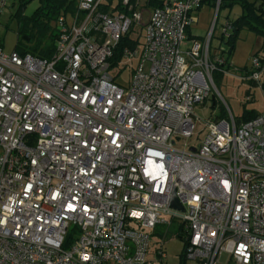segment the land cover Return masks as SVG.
Wrapping results in <instances>:
<instances>
[{
  "label": "built area",
  "instance_id": "2783aa9c",
  "mask_svg": "<svg viewBox=\"0 0 264 264\" xmlns=\"http://www.w3.org/2000/svg\"><path fill=\"white\" fill-rule=\"evenodd\" d=\"M117 1L77 0L58 16L49 59L0 47V264H152L151 235L174 226L183 264H264V112L228 114L204 124L198 147L175 148L194 136L213 74L233 68L225 45L210 53L220 0L205 40L187 36L202 0ZM138 28L121 87L110 60ZM242 72L262 87L264 54Z\"/></svg>",
  "mask_w": 264,
  "mask_h": 264
},
{
  "label": "rangeland",
  "instance_id": "374dc122",
  "mask_svg": "<svg viewBox=\"0 0 264 264\" xmlns=\"http://www.w3.org/2000/svg\"><path fill=\"white\" fill-rule=\"evenodd\" d=\"M147 0H140V6L145 8ZM19 5V0H0V45L5 53H11L15 50L17 37V22L12 17ZM38 1L29 2L22 14L24 17H30L38 7ZM215 8L202 6L198 12L194 13L195 23L191 24L187 34L190 36L205 40L215 21ZM241 14V9L236 6L231 11L221 9L218 15L214 34L210 43L211 55L222 45L219 41L221 34V26L225 22H233ZM146 21V14L143 17V23ZM142 28H138L141 33ZM132 40L138 38L136 33H131ZM199 40V39H198ZM141 45L142 36H139ZM188 42L181 47L182 50L188 48ZM139 47V45L137 46ZM221 46L220 48H223ZM264 54V39L257 36L254 31L243 28L237 35L235 41L234 52L231 56V64L234 66L232 70L225 74L215 73L212 76L215 89L212 94L217 99L214 108H211V101L208 99L203 104L193 106V113L197 120L194 136L190 139H181L176 141L175 148L177 150H188L189 148L198 147L207 132L204 124L213 123L215 120L229 121L230 114L235 121L244 117L245 114L264 112V86L259 87L253 85L248 80H241L244 76L243 69L249 65V59L253 55ZM137 60H133L131 67L122 70L114 68L110 70V75L114 78L115 83L121 87H125L131 77V68H135ZM149 68L145 65V71ZM224 109V113L221 111ZM217 120V121H218ZM157 232L161 235L152 234L150 240V250L148 253V261L152 264H181L182 242L178 238L179 231L176 226L169 229V233L163 238L164 228H158ZM163 245L165 257L160 260L156 256V249Z\"/></svg>",
  "mask_w": 264,
  "mask_h": 264
},
{
  "label": "trees",
  "instance_id": "16d2710c",
  "mask_svg": "<svg viewBox=\"0 0 264 264\" xmlns=\"http://www.w3.org/2000/svg\"><path fill=\"white\" fill-rule=\"evenodd\" d=\"M31 1L34 0H19L18 8L12 15L17 22V37L14 51L18 52L21 56L30 55L38 59H49L54 51L57 37L55 33V21L58 16L73 12L76 8L77 0H36L39 4L38 7L30 17L26 18L23 16L22 12L25 6ZM112 1L113 0H108L109 5L112 4ZM121 1L122 0H118L115 2V10L122 11L120 7ZM216 1L217 0H202V4L203 6L215 8ZM162 2L163 0H147L145 8L148 10L158 8L162 5ZM236 6L241 9V14L236 20L230 23L231 34L228 40H224L221 37L219 38L221 44L225 45L227 48L224 57L225 66L228 69L231 56L234 52L235 41L240 30L248 28L254 31L257 36L264 39V2L257 6L254 0H220L216 23L221 9L231 11ZM136 34L138 38L135 40L131 39V34L121 37L110 60L111 69H122L121 67H117L121 60L122 52L125 49L133 50L139 45L140 33L137 32ZM209 100L211 101V108H214L217 103L214 96H211ZM221 109V113L223 114L224 109ZM256 116V113L245 114L244 117L236 122H246ZM181 261V264H183V260Z\"/></svg>",
  "mask_w": 264,
  "mask_h": 264
},
{
  "label": "water",
  "instance_id": "95a60500",
  "mask_svg": "<svg viewBox=\"0 0 264 264\" xmlns=\"http://www.w3.org/2000/svg\"><path fill=\"white\" fill-rule=\"evenodd\" d=\"M191 151H193V150L191 149ZM170 208L178 209L181 212L183 211L182 207L177 203L175 198H173L172 201L170 202Z\"/></svg>",
  "mask_w": 264,
  "mask_h": 264
},
{
  "label": "crops",
  "instance_id": "0c3cea01",
  "mask_svg": "<svg viewBox=\"0 0 264 264\" xmlns=\"http://www.w3.org/2000/svg\"><path fill=\"white\" fill-rule=\"evenodd\" d=\"M255 2H256V5L258 6L259 4H261L262 2H264V0H254ZM198 12V11H197ZM194 15V14H193ZM192 15V18L194 19V21L196 22V20H195V18H194V16ZM194 22V23H195ZM188 38L191 40V39H196V40H200L201 38H196V37H192V36H190V34H189V32H188ZM231 63V62H230ZM234 67V66H233Z\"/></svg>",
  "mask_w": 264,
  "mask_h": 264
}]
</instances>
